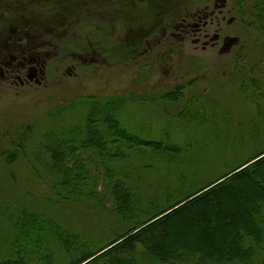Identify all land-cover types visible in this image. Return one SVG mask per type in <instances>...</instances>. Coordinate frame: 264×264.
Segmentation results:
<instances>
[{
	"label": "rangeland",
	"instance_id": "obj_1",
	"mask_svg": "<svg viewBox=\"0 0 264 264\" xmlns=\"http://www.w3.org/2000/svg\"><path fill=\"white\" fill-rule=\"evenodd\" d=\"M259 1L0 0V68L15 61L0 80V264H74L264 160ZM29 66L40 71L27 84ZM93 105H114L115 122L137 142L123 160L95 146L77 152L90 175L79 192L96 194L88 199L62 189L68 178L55 173L54 144L85 128ZM118 188L129 196L127 220ZM223 192L227 220L247 205L248 187ZM200 204L153 222L166 220L174 245H200ZM24 216L28 241L17 237ZM135 256L159 264L141 249Z\"/></svg>",
	"mask_w": 264,
	"mask_h": 264
},
{
	"label": "trees",
	"instance_id": "obj_2",
	"mask_svg": "<svg viewBox=\"0 0 264 264\" xmlns=\"http://www.w3.org/2000/svg\"><path fill=\"white\" fill-rule=\"evenodd\" d=\"M252 15L255 25L264 38L263 0L254 5ZM115 108L112 105L110 109L103 110L97 106H91L85 128L76 127L64 133L62 138L55 142L54 160L57 161L55 164L57 169L54 170L56 174L61 173L68 178L62 183V189L68 190V195H82L88 199H95L96 195L93 192H79V183L87 181L88 185L82 190L88 188L90 175L85 168L80 166V161L77 158L78 151L81 153L88 147L95 146L106 157L123 160V150L129 144L134 146V143L137 142L132 137L128 138L127 132L118 122H115L113 115L116 111ZM228 180L230 181L228 184L222 183L203 194L201 193L205 189L194 194L183 201V203L186 202L184 206L173 210L183 204L180 202L169 209L168 211H173L165 216L168 219L172 218L200 202V208L196 210L194 216L196 223L202 226L197 237L202 242L205 241V238H211V247H208V250L201 249L202 242L200 245L191 242L174 245L172 231L168 232L166 229L164 232L163 229L166 220L161 219L153 222L168 212L164 211L160 215L149 217L143 223L134 225L116 241L99 251L87 254L74 264H82L91 258L93 260L86 264H139L135 256L139 249L146 252L159 264H227L232 261L239 264H250L256 259L258 264H264V160L257 161L252 166L235 173ZM238 184L248 187L247 205L233 211L227 220L220 219V205L228 204L225 195L222 194L223 191H235ZM217 193L218 195L214 196ZM116 196L118 214L127 220L129 217L127 215L131 212L129 198H127L129 196L119 188ZM220 197L225 199L222 200ZM137 222L138 220H135V223ZM19 226L17 237L23 241L30 240V230H28L30 218L28 220V217L24 216ZM214 245L217 247H213Z\"/></svg>",
	"mask_w": 264,
	"mask_h": 264
},
{
	"label": "flooded vegetation",
	"instance_id": "obj_3",
	"mask_svg": "<svg viewBox=\"0 0 264 264\" xmlns=\"http://www.w3.org/2000/svg\"><path fill=\"white\" fill-rule=\"evenodd\" d=\"M25 40L27 42V47L24 50H22V52L30 56V37L26 36ZM14 63H15V61L10 62L9 65H12ZM9 65H5L4 67L0 68V80L1 81L6 80V75L9 73L8 69H6V68H8ZM23 66H21L19 70L22 71L23 69H25V65H23ZM28 69H29L28 70L29 74L26 77L27 84H30V82L33 83V81H35V80H39V76L38 75H39V71L40 70L38 68H36L35 66H31V67L29 66ZM16 75H18V73ZM15 82L19 83V85H21V86H23L25 84L23 79L20 76H16L15 77L14 83ZM36 83H39V82H36Z\"/></svg>",
	"mask_w": 264,
	"mask_h": 264
}]
</instances>
